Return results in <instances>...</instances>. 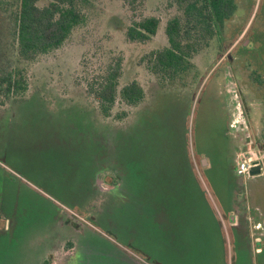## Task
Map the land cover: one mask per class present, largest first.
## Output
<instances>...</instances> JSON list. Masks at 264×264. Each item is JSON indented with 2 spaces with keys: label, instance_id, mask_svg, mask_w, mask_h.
I'll list each match as a JSON object with an SVG mask.
<instances>
[{
  "label": "rangeland",
  "instance_id": "obj_1",
  "mask_svg": "<svg viewBox=\"0 0 264 264\" xmlns=\"http://www.w3.org/2000/svg\"><path fill=\"white\" fill-rule=\"evenodd\" d=\"M140 1L101 0L59 49L22 64L13 18L0 10V79L16 69L24 76L19 95L0 94V264H62L66 242L77 243L73 264H264L246 207L255 214L264 205V176L234 175L246 132L227 117L248 107L250 136L264 122V0H236L227 25L228 37L232 24L236 33L250 25L252 50L230 63L224 56L209 81L223 57L214 39L189 82L162 91L144 59L169 46L166 23L177 9ZM147 17L160 19L157 35L129 42L132 21ZM119 60L120 90L136 81L153 91L135 111L118 97L106 117L91 85ZM195 172L211 198L242 212L232 246L227 233L228 256ZM253 181L261 193L251 195Z\"/></svg>",
  "mask_w": 264,
  "mask_h": 264
},
{
  "label": "trees",
  "instance_id": "obj_2",
  "mask_svg": "<svg viewBox=\"0 0 264 264\" xmlns=\"http://www.w3.org/2000/svg\"><path fill=\"white\" fill-rule=\"evenodd\" d=\"M101 0H0V10L9 12L14 21V35L17 43V63L31 62L41 55L59 49L73 34L89 20V15L98 10ZM127 1V0H126ZM143 4L145 0H141ZM129 4V2H127ZM133 4V3H132ZM130 5V4H129ZM171 6L177 13L166 23V36L169 46L150 52L145 57L147 69L155 76L161 86L188 83L189 75L197 66L194 59L210 47L211 41L223 33L225 22L237 11L236 0H171ZM160 19L141 18L132 21L127 30L131 43H146L158 33ZM220 31V32H219ZM241 32L236 36L239 37ZM235 40V39H234ZM221 56L228 47H220ZM14 71L0 79V94L19 95L24 76L22 70ZM120 60L95 78L92 84L101 111L106 117H112L118 97L122 104L137 107L144 102V88L136 81L119 89L121 77ZM184 85V84H183ZM127 111L117 115V119L127 116ZM196 157L201 154L195 153ZM119 182V179H116ZM251 182L250 193H261ZM253 208L255 222L264 224V205ZM258 225V224H257ZM264 226V225H263ZM264 234V230L261 232ZM264 240V236L262 241Z\"/></svg>",
  "mask_w": 264,
  "mask_h": 264
},
{
  "label": "crops",
  "instance_id": "obj_3",
  "mask_svg": "<svg viewBox=\"0 0 264 264\" xmlns=\"http://www.w3.org/2000/svg\"><path fill=\"white\" fill-rule=\"evenodd\" d=\"M244 109V113H243V120L245 122V125H243V131H246V142L245 145L243 146V150L245 151L247 149L248 146H252L254 148L258 147L261 148V150L264 152V122L263 121H259V128H260V132L256 133L255 135H251L250 136V132L249 130L252 128H254L252 122L254 121L253 115L251 113V111L249 110L248 107L243 106ZM252 117V118H251ZM252 119V120H251ZM203 157V155H200ZM206 161L203 160V166H205ZM237 167V165H236ZM236 167H235V172L234 175L237 176V178L239 179H245V181H247V178H243L240 177L236 174ZM192 169L194 170L193 166ZM195 171V170H194ZM196 173V177L198 178L199 181V185H200V189L202 190L204 197L206 196L212 212L214 214V218L215 221L217 223L218 226V230L220 231L221 234V241L225 247V251L227 253L228 256V251H229V246H228V242H227V233L229 236V241H230V245L232 246V242L234 243V239H235V229L239 227L240 223H241V219H242V212L240 211V208H235V201L232 203L230 207L228 208V210L223 206V203L219 200V198L216 196V194L213 196V198H211L209 196V194L207 193V190L204 186V184L202 183V181L200 180L197 172ZM116 179H119V182L116 181ZM115 179V187H122L123 182L120 183V177L118 176V178ZM249 180V179H248ZM121 184V185H120ZM237 191V190H236ZM235 190L233 192H236ZM232 192V193H233ZM250 192V191H249ZM243 195L236 192L234 199H236L238 201V199H241ZM231 200H232V196H231ZM233 201V200H232ZM236 201V203H237ZM247 207V211H249V215H248V219L249 222L253 224V228L255 229V231L258 233L256 240L257 241H262L264 234H261V232L264 230V224H261V220L258 222H255L254 219V214L252 212H250V206L248 204H246ZM253 210V209H252ZM258 224V225H257ZM264 242V240H263ZM263 248L259 247L258 249H256V252H259L260 254L263 253Z\"/></svg>",
  "mask_w": 264,
  "mask_h": 264
},
{
  "label": "flooded vegetation",
  "instance_id": "obj_4",
  "mask_svg": "<svg viewBox=\"0 0 264 264\" xmlns=\"http://www.w3.org/2000/svg\"><path fill=\"white\" fill-rule=\"evenodd\" d=\"M241 1H244V0H241ZM237 4V3H236ZM238 10V9H237ZM236 17H237V11L234 13V15H233V17L231 18V19H229L228 21H226L225 22V25L223 26V33H219V35L217 36V37H214V39H216L217 41H218V48L220 49V47L221 46H223L224 48L225 47H228L229 46V50H228V52L225 54V55H223V57H221V59L218 61V63H219V65L217 66V68H215V70L210 74V76H209V81H210V79H212V77L214 76V73H216L215 71H217L216 69H218L219 67H220V65L222 64V63H224L223 61L225 60L224 59V56L227 58V60H230L229 61V63L230 62H234V59L235 58H238L237 57V54H238V51H239V49H243V50H252V48H253V45H252V42H251V28H249V26H247V27H245L242 31H241V35L239 36V37H237L236 38V36L238 35V33H236V31H235V28H236V26L239 24V23H237V24H232V26H230V30H231V34H230V37H228L227 36V28H228V24L229 23H234V21L236 20ZM239 19H237L238 21L240 20V21H242L241 20V18H240V16L238 17ZM243 22V21H242ZM251 27H252V24H251ZM220 32V31H219ZM157 35V34H156ZM247 37V38H246ZM253 37V36H252ZM213 39V40H214ZM235 39V40H234ZM244 39V40H243ZM212 40V41H213ZM212 41H211V43H212ZM221 41V42H220ZM243 41V42H242ZM169 43V42H168ZM211 43H210V45H211ZM168 47V46H167ZM166 48V47H165ZM164 49V48H163ZM203 53V52H202ZM201 53V54H202ZM219 53L221 54V52H220V50H219ZM196 64V63H195ZM233 68H231L230 70H231V72H233L234 70H232ZM246 71L247 70H243L242 72H243V74H245L246 73ZM152 76V78L154 79L153 81V83H157V85H158V89H160L161 91L162 90H164V88H166V87H168V86H170L171 84H169L168 86H160L159 84H161L158 80H157V78L155 77V76H153V75H151ZM233 77H234V74H233ZM158 81V82H157ZM159 83V84H158ZM208 83V82H207ZM207 83H206V85H205V87H204V89L206 88V86H207ZM186 87H183V89H185ZM145 91V94H146V96H149V93L152 95V91L153 90H148L149 91V93H148V95H147V92L148 91H146V90H144ZM204 91V90H203ZM154 96V95H153ZM146 100H148V97H146L145 98V100L144 101H146ZM242 105L243 104H241V107H242ZM139 106H137V107H134V111H135V109H137ZM243 108V107H242ZM228 121H229V127H230V129H236L237 127H239L241 124H242V126L243 125H245V122H244V120H243V113L242 112H240L239 114H240V116L238 115V117H239V119H237L236 121H238L237 123H235V121L233 122V119H234V117L236 116V113H233L232 111H230V109H229V111H228ZM242 120V121H241ZM231 122H233L234 124H232ZM243 128V127H242ZM246 132V131H245ZM196 156V155H195ZM199 157H201V156H198V158ZM191 167H192V163H191ZM123 182V180H122V178H120V183H122ZM68 226H73L72 225V222L70 223L69 222V224H68ZM75 227H76V225H75ZM75 227H70V228H73V229H75V230H77L78 229V227H77V229L75 228ZM78 230H83V231H87V232H89V233H91V234H93V235H95L93 232H91V230H89L87 227L86 228H82L81 226H80V229H78ZM63 250H64V252H65V256L63 257V263L62 264H73L74 263V259L76 258L75 256L77 255V243H75V242H66V244H65V246L63 247ZM58 256V255H57ZM58 261V260H57ZM56 264H60V263H56Z\"/></svg>",
  "mask_w": 264,
  "mask_h": 264
},
{
  "label": "built area",
  "instance_id": "obj_5",
  "mask_svg": "<svg viewBox=\"0 0 264 264\" xmlns=\"http://www.w3.org/2000/svg\"><path fill=\"white\" fill-rule=\"evenodd\" d=\"M237 122L235 121V123ZM236 165V174L240 177L254 178L250 175L254 169H259L261 172L259 176H264V152L257 151L252 146H249L247 150L238 155Z\"/></svg>",
  "mask_w": 264,
  "mask_h": 264
},
{
  "label": "water",
  "instance_id": "obj_6",
  "mask_svg": "<svg viewBox=\"0 0 264 264\" xmlns=\"http://www.w3.org/2000/svg\"><path fill=\"white\" fill-rule=\"evenodd\" d=\"M252 177H257L259 175H261V172L259 169H254L251 171V174H250Z\"/></svg>",
  "mask_w": 264,
  "mask_h": 264
}]
</instances>
